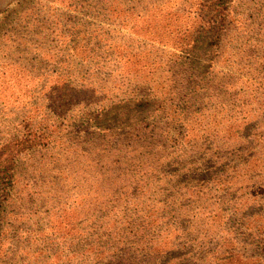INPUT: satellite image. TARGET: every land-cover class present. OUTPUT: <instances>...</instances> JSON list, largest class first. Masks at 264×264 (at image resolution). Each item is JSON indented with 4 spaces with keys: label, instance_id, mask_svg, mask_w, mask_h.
<instances>
[{
    "label": "trees",
    "instance_id": "trees-1",
    "mask_svg": "<svg viewBox=\"0 0 264 264\" xmlns=\"http://www.w3.org/2000/svg\"><path fill=\"white\" fill-rule=\"evenodd\" d=\"M51 5L48 0L34 4L26 17L33 22L31 28L11 34L8 44L2 45L6 52L0 50V58L18 55L10 58L13 75L4 72L0 60L3 135L6 130V142L0 148L13 153L3 174V186L10 183L11 189L1 206L6 208L12 197V206L29 211L28 220L42 214V220L37 217L34 222V231L15 238L26 244L14 242L0 264H154L157 260H165L164 264H264L259 253L264 246V189L251 194V199L260 198L250 205L247 190L228 188L229 179L222 180L221 188L211 161L220 160L222 168L232 172L245 170L249 162L245 148L254 134L259 139L264 136V0H58ZM122 30L131 37L123 39ZM24 34L31 37H15ZM34 38L40 45H35ZM13 48L19 53L10 51ZM185 55H189L187 61ZM127 57L129 63L123 68ZM201 60L216 65L208 68L199 64ZM51 71L57 78L49 82ZM124 74L133 83H120L119 76ZM207 74L211 78L204 82ZM222 81H227L231 91L236 85L241 88L237 103L223 106ZM184 88L186 94L203 89L208 100L199 113H189L186 124L177 119ZM154 99L168 103L153 126L147 123L126 133L99 125L105 111L123 103H134L135 108L152 106ZM71 109H80L70 124L83 129L85 138L76 143L71 140L75 130L68 137L45 131L51 113L65 116ZM196 121L215 123L212 127L200 123L199 129ZM176 124L185 128L184 142L193 143L205 156L202 164L190 158L176 164L168 154L159 163L175 173L177 186L171 189L178 209L188 213V223L180 213L168 219L164 210L156 209L164 204L163 198L172 196L154 194L156 178L141 179L142 166L134 157L142 141L157 138ZM188 134L201 141L194 143ZM228 149L234 150L233 155L225 156ZM78 153L94 157L92 167L101 170L96 179L102 182L103 192H83L82 202L74 206L67 201L48 206V200H42L49 183L42 175L47 174V155H51L47 161L55 159L50 171L60 174L76 164L78 159L72 155ZM231 156L237 161L233 163ZM23 160L30 162L31 172L21 166ZM72 184L80 188L86 181L74 177ZM64 187L70 188V183ZM215 189L223 198V210H235L231 216L240 227L235 236L216 229L220 225L217 209L206 215L197 211L202 201L204 207L215 198ZM195 242L198 249L192 251L188 244Z\"/></svg>",
    "mask_w": 264,
    "mask_h": 264
},
{
    "label": "rangeland",
    "instance_id": "rangeland-1",
    "mask_svg": "<svg viewBox=\"0 0 264 264\" xmlns=\"http://www.w3.org/2000/svg\"><path fill=\"white\" fill-rule=\"evenodd\" d=\"M39 0H0V41L4 39L6 42L0 43V50L5 51V48H2V45L8 44V39L10 38L11 34H18L26 29H30L33 22H30V18H26L28 16L29 9L36 5ZM52 3V5H55V3L58 2V0H48ZM38 5V4H37ZM51 5V6H52ZM77 15H80V13H77ZM73 28V27H72ZM72 34V33H71ZM23 36L15 35V37H21L22 38H30V34H24ZM70 35V34H69ZM122 35L125 38H130L131 34L125 30H122ZM9 37V38H7ZM7 38V39H6ZM36 46L40 45V40L33 39ZM52 42L49 43V46L52 48ZM53 49V48H52ZM10 51H15L17 54L19 53L18 48H13ZM167 52V50L165 51ZM9 54V52H8ZM18 58V55L13 56H3L0 58L1 60V66L5 73L13 75L14 71V65L13 60L11 59ZM164 58V57H163ZM189 55L184 56V60H188ZM129 58H125L123 60V68H126L129 63ZM204 63L205 65L209 66L208 68H212L216 65L214 63L209 61H203L201 60L199 64ZM184 71L183 66L180 68ZM248 70H251L250 67H247ZM208 70V69H207ZM52 75L50 77V81L56 80V74L51 71ZM158 75H160L158 71ZM208 82L211 78V75H205ZM120 83H133L130 81L129 78H127V75L124 74L123 76H119ZM163 81V80H161ZM249 81V79H248ZM223 82V81H222ZM227 81H224L219 88L223 92V95L221 97V102L223 106L229 102H238L240 100V96L242 95V92L240 91V87L236 85V90H232L229 87L228 84H226ZM221 83V82H220ZM194 90V91H193ZM193 90H190L187 94L185 93V88L183 89V97H182V106L179 109V117L177 119L184 120V123L186 124L187 117H189L190 112H194L195 114L199 113L201 107L205 103L208 102L206 98V91L199 88H194ZM16 93V88H15ZM230 95V97H227ZM168 100V98H167ZM166 99H154L151 103L152 106H145L143 108H135V104H121L118 108H113L111 110L105 111L101 117L99 118V125L106 126L105 129L110 128L112 131H121L122 132H128L133 129H141L143 128L147 123L152 124V126L156 123V119L161 115L162 110L164 106L168 103ZM254 100L251 98L250 103H253ZM80 109H71L68 110L66 115L63 116V113H51L46 119L48 122V128H45L46 132H52L53 136L56 137L57 135L64 134L67 135L69 131L75 130V134H72V142L76 143L79 142L85 138H83V129L76 130L75 124H70V119L74 115H78ZM44 112V111H43ZM209 114V113H208ZM207 114V115H208ZM206 115V116H207ZM97 122V121H96ZM197 124H195V127L202 128L203 126H199V124H205L203 122L196 121ZM214 121H212L210 124H205V127H212L214 126ZM49 124L51 125L49 127ZM56 126V127H52ZM69 127V128H66ZM10 131L14 134L16 133L15 128H10ZM185 131V128L181 124L173 125L171 128H169L166 132L160 133L159 137L155 138H148L146 141H142V146L138 147V149L134 152V157L141 163V170L138 174V176L141 179H149L156 178L154 187V194L163 192L165 194H170L172 196L171 198H163L164 204H159L156 206V209H160L161 211H165V216L168 219H173L177 217V215L180 213L183 216V221L185 222H191L188 213H183L184 209L179 210L177 204H175V191L171 189V187L177 186V181L175 178V173L172 172L171 167L166 166H160L159 163L162 161L164 156L171 154V158L175 160L176 164H183L188 161L190 158L191 161L194 162H202L200 161L201 158H204V154L198 153L193 143H186L184 142V139L186 137V134L183 136V133ZM262 131L263 130H260ZM6 132V130H5ZM4 135L2 133V128H0V146L1 142L5 141V133ZM61 132V133H60ZM200 133V130H199ZM196 143L197 141H201V139H198L193 134H188ZM187 135V136H188ZM225 151V150H223ZM225 156L233 155L234 150L228 149L227 152H225ZM13 154V153H12ZM9 150H6L4 148H0V261H5L2 259V256L5 252H8V250H12L11 247L14 246V242L18 243V245H25L26 240L20 239L15 240V238H23L26 236L27 233H30L34 231L35 227V220H37V217L42 220V214L36 213L35 215L37 217H34L30 220H28L30 217L28 216L29 211L25 209V207L21 209H17V206H12V197L10 198V202L7 204V207H2L1 202L3 201V196L5 194L10 192V186L9 184L4 187V166L6 165L5 162H9V157L12 155ZM88 154H74L72 155L74 159H78L76 164L68 169L66 172H62L60 174L55 173V171H50V168L53 167V161L49 162L47 161L51 155H47L46 157V163H47V174H42L45 177V180H47L49 183L43 188L44 194L46 195V198L42 200H48V206H51L52 204H62L64 202H68L69 206H74V203L78 204L81 203L83 198L81 197L83 195V192L86 194H94L96 191L103 192L101 184L102 182L96 179L97 172L101 171L99 169V166L92 167V160L94 157H88ZM140 154H144L139 157ZM244 157L246 160H249L247 162V167L245 170L241 171H234L232 172L231 169L226 168L223 169L221 166V161L213 158L211 161L215 164L213 168V174L220 180V186L221 182L224 178L229 179V182L231 184L228 188H236L241 190H247V195L249 198V204L255 203L259 200L260 196L254 195L251 199V194L258 193L264 189V136L259 139L258 136L254 134V140L250 144L249 148H245ZM231 161L234 163L237 161V158L235 156H231ZM106 161V160H105ZM107 163H110V161H106ZM204 162V161H203ZM78 164L81 165V169H78ZM174 164V165H176ZM261 165V166H260ZM21 166L26 169L27 172H31L32 166L28 160H23L21 162ZM178 166V165H176ZM189 167L196 168L195 164H189ZM199 167V166H198ZM200 170L205 172L206 169L201 166ZM35 175V173L33 174ZM65 178H61V177ZM82 178L86 181L85 185H82L80 188H74L72 184V178ZM94 177V181H91V179ZM91 181V182H89ZM89 182V183H88ZM70 183V188L64 187L66 184ZM4 188H8V190L5 192ZM222 188V186H221ZM215 198L210 200L208 199L204 203L203 207V201L200 205H198L197 211L199 212H205V215L211 210V209H217V218L220 221V225H216V229H218L221 233H230L231 236H235V234H238L240 232L239 225L236 224V217L231 216L235 210L230 209L228 212H225L223 210V198L221 197L220 191L218 189L214 190ZM157 200V199H156ZM40 202V201H39ZM155 209V210H156ZM222 209V211H220ZM228 216V217H227ZM229 224V225H228ZM20 227L17 229V227ZM191 227L199 228L205 230L207 227L201 225L200 227H196L194 224ZM150 230L153 231V228L150 227ZM231 230V231H229ZM9 233V234H8ZM8 234V235H7ZM7 235V236H6ZM147 237V234L146 236ZM148 238V237H147ZM134 246V242H131V246ZM192 251H197V245L198 242H195V244H188ZM257 247V246H256ZM259 253L264 256V246H260ZM135 250H132L131 252H134ZM14 259L12 260L13 263ZM165 260H157L154 264H164Z\"/></svg>",
    "mask_w": 264,
    "mask_h": 264
}]
</instances>
